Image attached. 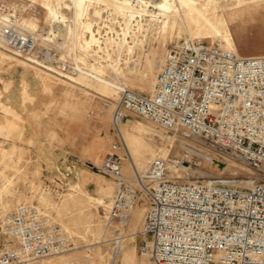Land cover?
Returning <instances> with one entry per match:
<instances>
[{
  "label": "rangeland",
  "instance_id": "1",
  "mask_svg": "<svg viewBox=\"0 0 264 264\" xmlns=\"http://www.w3.org/2000/svg\"><path fill=\"white\" fill-rule=\"evenodd\" d=\"M248 1L215 0L207 5V13L216 21L224 15L239 54L261 55L264 0L237 7ZM50 3L65 17L59 24L61 35L54 31L43 0H0V8L19 14L21 21H34L37 29L51 31L49 36L60 47V54L85 67L82 74L71 76L81 80L75 83L17 56L0 43V177L5 184L3 203L8 202L5 212L19 203H34L71 236L68 251L28 264H157L140 249L150 239L140 233L147 197L136 205L127 227L116 230L108 220L117 183L99 168L105 156L110 152L120 154L124 157L123 172L135 176L127 151L112 147L118 142L112 123L117 87L127 85L149 92L166 48L190 34L223 40L185 15L184 20L170 17L164 26L162 16L154 18L143 13L130 21L131 28L126 30L121 15L93 4L88 16L101 47L92 44L85 48L81 46L82 29L74 22V9L64 7L72 5L71 1ZM95 9L100 13L95 15ZM122 21L124 30L119 27ZM121 32L129 44L137 43L133 59H129L124 39L119 40ZM91 64L103 68L98 76L104 79L91 74ZM105 84L109 87L107 93ZM124 123L121 133L140 172L160 155L176 166L168 171L173 180L221 177L241 186L249 185L244 180H253L254 174L245 163L203 139L165 131L133 114Z\"/></svg>",
  "mask_w": 264,
  "mask_h": 264
},
{
  "label": "built area",
  "instance_id": "2",
  "mask_svg": "<svg viewBox=\"0 0 264 264\" xmlns=\"http://www.w3.org/2000/svg\"><path fill=\"white\" fill-rule=\"evenodd\" d=\"M126 1L140 7L157 0ZM52 34L30 30L19 14L0 8L2 45L67 78L83 71V65L60 54ZM120 34V41L127 39ZM130 114L165 131L203 139L254 175L248 186L221 177L173 180L169 160L157 155L144 172L130 177L123 172L124 157L110 152L99 168L117 183L108 216L112 227H127L134 208L147 197L140 233L150 239L140 249L155 263L264 264V54L241 55L205 37L170 44L149 92L117 87L113 149L126 152L120 127ZM2 189L0 179V264L42 261L71 248L68 230L39 205L19 203L3 212Z\"/></svg>",
  "mask_w": 264,
  "mask_h": 264
},
{
  "label": "bare ground",
  "instance_id": "3",
  "mask_svg": "<svg viewBox=\"0 0 264 264\" xmlns=\"http://www.w3.org/2000/svg\"><path fill=\"white\" fill-rule=\"evenodd\" d=\"M72 5H69L68 3L64 6L65 8H73L74 15L76 18L74 19L75 25H79L81 27L80 36L83 38V43L81 46L88 48L92 44H99L100 40L95 34V30L93 29L92 22L89 20V8L90 5L95 4L97 5H104L108 9H111L114 13L117 15H121L124 20L126 21V28L127 30L131 28L130 21H132L135 17H141L144 14L151 15L154 18H158L160 16L163 17L164 26H166L169 23L170 17H178L182 20H184L183 15L191 18L193 21H195L197 24H204V27L213 35L217 36L222 42L225 43V45L236 52L237 51V44L235 41V38L229 29V26L227 24V21L224 17V15L219 16V20L216 21L212 17H210L207 13V5L209 3H214L215 0H206L205 3H202L201 0H157L154 3L151 4L147 3L145 5H141L140 7H133L131 4H129L126 0H70ZM261 0H249L248 2L244 4H240L237 7H241L244 5H248L251 3H256ZM43 5L46 7L48 16L51 17V25L56 30L58 35L62 34V30L60 29V22L65 21V17L63 16V13L60 11H57L54 6L50 3V0H43ZM151 5V7H150ZM59 7V6H58ZM99 10L95 9L94 14H99ZM86 20V21H83ZM24 25L29 28L30 30H34L37 26V24L34 21L29 22H23ZM163 29V28H162ZM88 34L89 37H86ZM126 34V33H125ZM199 36H194V34H190L189 36L194 37H204L200 34ZM56 36V35H54ZM86 37V38H85ZM218 41V40H217ZM124 42L127 44V53L129 55V59H133L134 55L133 52L137 46V43L129 44V41ZM140 43V42H139ZM1 49V48H0ZM90 72L92 75H94L98 80L104 79L103 77H99L98 75L103 74V68L101 66H94L91 64L90 66ZM82 73H78V76ZM71 81L78 83L81 80L74 77H68ZM104 83H108L107 81ZM109 91V87L107 84L104 85V93H107ZM123 123L122 125H124ZM126 145V144H125ZM126 151L128 153V149L126 146ZM130 157V165L134 171V174L138 170L134 164V161L132 160L130 154L128 153ZM176 166L169 164L168 169L175 170ZM139 171V170H138ZM0 179L3 181V179L0 177ZM252 182L251 179L244 180L245 184H250ZM4 181H3V189H2V204L1 208L3 212L7 211L8 202L5 204L3 203V191H4ZM92 198V197H90ZM94 198V197H93ZM95 199V198H94ZM97 200V199H96ZM26 203V202H23Z\"/></svg>",
  "mask_w": 264,
  "mask_h": 264
}]
</instances>
